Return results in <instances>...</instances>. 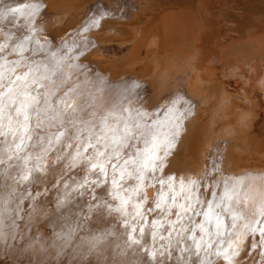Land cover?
<instances>
[{
  "label": "bare ground",
  "instance_id": "1",
  "mask_svg": "<svg viewBox=\"0 0 264 264\" xmlns=\"http://www.w3.org/2000/svg\"><path fill=\"white\" fill-rule=\"evenodd\" d=\"M168 12L177 17L174 28L164 26ZM251 16L248 0H0V75L13 66L12 82L1 80L0 86L8 82L22 100L23 82L16 77L25 69L30 75L31 67L27 91L38 98L73 67L72 81L78 83L56 87L55 111L41 104L39 113L31 114L30 123L41 129L20 150L23 117L14 111L12 93L0 96V132L7 129L0 135V264H264V158L243 156L238 121L246 102L255 109L260 105L264 19L254 30L246 22L244 28L251 31L238 39L246 48L222 43ZM232 65L247 73L237 93L243 102L214 86L217 75ZM34 87L35 93H47L34 95ZM63 91L67 99L60 102ZM87 108L96 115L85 116ZM220 110L233 118L218 120ZM53 115L56 119L50 120ZM177 123L180 134L163 168L157 162L155 171L146 169L141 184L134 178L139 164L124 162L139 160L137 153L149 154L151 133L145 125L162 139ZM125 125L131 147L117 145V157L111 141L123 137ZM252 125L263 132L259 120ZM58 129L65 133L59 143ZM93 141L96 147L85 151ZM98 162L105 164L106 179L91 167ZM29 185L33 195L25 193ZM257 194L262 201L249 214ZM121 199L128 203L117 213L112 209ZM188 201L195 210L187 208ZM188 209L193 227L183 226L177 235L178 217ZM97 224L103 228L91 231ZM252 237L256 244L261 237V246L249 253Z\"/></svg>",
  "mask_w": 264,
  "mask_h": 264
},
{
  "label": "snow or ice",
  "instance_id": "2",
  "mask_svg": "<svg viewBox=\"0 0 264 264\" xmlns=\"http://www.w3.org/2000/svg\"><path fill=\"white\" fill-rule=\"evenodd\" d=\"M12 13H15L18 11V9L16 8H12L9 10ZM37 11L36 7L33 6V12L32 14L34 15L35 12ZM2 47H0V51H2ZM27 77H28V72H25L23 76H17L16 79L19 81L23 82V91L20 93L23 96L22 100H17L16 94L13 92L12 88L8 89V93H12V95L9 96V99L12 102V105L14 107V111L16 112L17 116H22L23 117V134L20 137V143L17 145V150H20L21 148H23L24 146V141L25 139H31L30 136H28V133L31 131V127H30V120H31V114L32 113H39V109H40V105L44 104V105H48V98L47 96H40L38 98V96H33L31 95L28 91H27ZM33 83H35V81H33ZM133 88L137 87V85H133ZM63 95H66V93H62ZM5 95V93H0V96ZM53 103H55V100L57 99L56 94L53 93ZM172 109H169V111H171ZM53 111H55V109H53ZM74 111V110H73ZM69 116L71 115V113L68 114ZM50 120H54L56 119L55 115L49 117ZM178 119V118H177ZM105 127H107V125H105ZM140 125L137 124L135 125V128L137 130L140 129ZM9 129L11 130V117H9ZM145 129L147 132L151 133V144H150V149L146 150L149 152V154H140L137 153L138 155L141 156V158L139 160H134V159H129L126 160L124 163L125 164H139V168L135 170V179L139 180L141 182V184H143V180H144V171L146 169H148L149 167H151L152 171H155L157 168V162H159V166L162 169L163 165H164V160L165 158L169 155V150L174 147V139L175 137L179 136L180 134V126L179 124H175L173 125V130L163 134V138L161 139L160 136L152 131V129H149L147 127V125H145ZM58 134L55 135V141L57 143L60 142L61 137H63L65 135V133L63 131H59V129L57 130ZM130 129L127 125H125V131L123 134V137H116L113 136L112 138V146H113V155L119 157V152L116 151V146L119 145L122 148H128L131 147L130 144L127 143V141L129 139H131L132 137L129 135L130 133ZM0 135H3L2 132H0ZM97 141L99 143L100 141V137L97 138ZM49 143H51V141H49ZM69 147H72V145H69ZM96 146L93 144H87L85 146V151H87L88 149L91 148H95ZM107 147V145H106ZM162 151V155H159L158 153H160ZM212 151L211 149L209 150V155H212ZM81 155V153H77V156ZM98 156H104V152H97ZM11 159V158H10ZM91 159V158H89ZM0 163H3V161H0ZM93 170H98V172L100 174H102L105 179L107 178V171L105 168V164L104 163H93L91 165ZM116 165H112L113 171L115 172L116 170ZM213 167H215V165L213 164ZM37 171H41V169H37ZM126 174V169L121 170L120 172V179L123 180L124 176ZM127 175L129 177H133V173H127ZM31 177V173L24 175L22 177V179L24 181H29ZM174 178L170 177L169 181L171 182ZM93 183L95 184L96 182L93 181ZM192 184H195V181H191ZM112 184L116 185L117 187H119L116 179L112 180ZM181 188L183 189V181H181ZM135 191V189H134ZM227 195V194H226ZM113 199H117V197H113ZM161 199H163V197H161ZM223 199V198H222ZM95 202V201H94ZM128 202L127 200H123L121 199L120 202V206L116 207L115 209H112L113 211L120 213L124 210V205H126ZM104 207H108L111 208L110 205H104ZM137 209H139L140 205H136ZM161 207V205L159 203L156 204V208L159 209ZM211 208V205L209 206ZM139 215V212L137 213ZM262 216H264V212H262ZM235 219V218H234ZM153 224H155V222H153ZM125 226L127 227V221H125ZM220 226V221L218 219L217 221V228H219ZM141 233L144 232L143 228L138 229ZM133 233L135 231H137V229L133 228ZM261 235H264V229H261L260 231ZM129 239H132V234L129 235L128 237ZM133 243H140V241L138 240H134ZM197 247H199V245H197ZM153 256H155V253L152 254ZM217 255H220V253H217ZM233 255H238V253H233ZM225 259H228V256L225 254Z\"/></svg>",
  "mask_w": 264,
  "mask_h": 264
},
{
  "label": "rangeland",
  "instance_id": "3",
  "mask_svg": "<svg viewBox=\"0 0 264 264\" xmlns=\"http://www.w3.org/2000/svg\"><path fill=\"white\" fill-rule=\"evenodd\" d=\"M248 1L252 5V16L250 17V19L242 22V25L238 31H231L232 32V38H222L223 44H229L230 42H232L234 45V48H237V49H241L242 47L246 48L247 47L246 42L245 41L241 42L238 40L241 38V35L248 33V31L250 30V27H248V26H246L244 28L246 22L253 24V26H251V28H253V30H254L257 28V25H255L257 23V21H258V23H260L264 19V0H248ZM164 16H165L164 26L166 27L168 25L169 28H174V25H175L174 19H177V17L175 15H173L171 12H168ZM161 19H162V17H161ZM140 31H141V29H140ZM243 40H244V37H243ZM142 48H144V47L142 46ZM240 53H244V52L243 51L237 52V54H240ZM223 71L224 72H221L217 75L216 81L214 83L215 88H217L219 92L224 89V90H226V93L232 94L233 97H236L243 102L244 98L240 94H237V93H242L241 85L243 84L244 76H246L247 73L243 72L242 68H238L235 65L228 66L225 69L223 68ZM34 90H36L35 87L32 89V92H35ZM259 98H261L260 105L256 109L251 108L250 103L246 102L245 107H244L246 113L243 116L240 115V117L238 118V121L241 124V127L243 128V134L244 135H243V138L240 139V141H242L244 143L243 156L246 159L249 158L250 156H258V157L264 158V89L259 91ZM231 118H233V116L225 110L221 111V113L218 114V117H217V119L220 121L221 120L222 121H228ZM255 120L260 121V125L263 126L262 127L263 132L253 131L252 122ZM7 124H8V121H6L5 125L7 126ZM6 131H7V129L3 132V134H5ZM97 179H98V177H97ZM31 186L32 185H29V187L26 188L25 193L30 192ZM260 196L261 195L257 194L253 197L252 200L254 201V206L249 210V214H253L255 211L258 210L257 205L259 203H261V201H262V198ZM64 198H66V196L61 197L60 198L61 201L64 200ZM54 201H51V203H50L52 206H53L52 203ZM54 205L56 206V204H54ZM47 207L49 208V206H47ZM81 211L82 210L79 209V212H77L76 215L81 213ZM57 212L62 214L61 211H57ZM197 214H195V216H197ZM245 217L246 218L242 223H244V225L246 227L247 223H249V221H247L248 216H245ZM80 223H82V222H80ZM97 226H98L97 229H94L91 231H97L98 229L103 228V224L102 225L97 224ZM253 231L254 230L249 231V233L253 234ZM257 240H258V244H256L254 242L255 238L252 237V239L250 241V248L248 251L249 253H252L257 248L256 245L261 244V237H259ZM142 250H145V249L143 248ZM249 253L246 256H249ZM262 255H264V252ZM259 257H260V260H262L261 256H259Z\"/></svg>",
  "mask_w": 264,
  "mask_h": 264
},
{
  "label": "water",
  "instance_id": "4",
  "mask_svg": "<svg viewBox=\"0 0 264 264\" xmlns=\"http://www.w3.org/2000/svg\"><path fill=\"white\" fill-rule=\"evenodd\" d=\"M1 60H2V58H0V65H1ZM74 69H76L75 67H73ZM12 70H13V66L11 65L9 68H6L5 69V71H4V73L2 74V75H0V85H1V80L2 81H5L6 79L8 80V82H12L11 81V79H10V73L12 72ZM73 80V78H72V76H67V72L64 74V71L62 72V74H61V76H59V78H58V80H55L56 81V84L54 85V87H51L50 89H49V91H45L44 93L42 92L41 94H39V95H45L46 93H47V98H48V101L49 100H52V98H53V93H55L56 92V90H57V88L56 87H62L63 85H65V84H61L62 82H65L66 84H70V82H74V85H72V87L73 86H77V81H72ZM8 82L7 83H5L3 86H0V91L2 90L1 88H4L5 86V89L3 90V91H1L0 93H5V95H8L9 93H8V89L9 88H12V85H7L8 84ZM71 87V88H72ZM70 88V89H71ZM70 89H68L67 91H70ZM76 90H77V87H76ZM50 92H52L51 94H50ZM64 92V91H63ZM75 91H73L72 93H74ZM64 93H66V91L64 92ZM5 95H2L1 97H3V96H5ZM0 97V98H1ZM66 98V96L65 95H63V96H61L60 98H59V100L58 101H60V102H63V100ZM67 99V98H66ZM68 99H69V97H68ZM57 102V101H56ZM44 105V104H43ZM49 106V111L51 110V109H53L54 108V106H55V103H51V105L50 104H48V105H44V108H45V110H46V108ZM89 108H87L86 110H84V115L85 116H88V115H90L91 113H94V115H96V112L94 111V110H88ZM9 112H10V110H9ZM51 114V112L49 113V115ZM14 115V114H13ZM17 115V114H16ZM120 125V124H119ZM30 127H31V131L28 133V136H30V137H34V135H35V133H36V129H41V127H39V126H37V125H34V122H32V123H30ZM38 136V135H37ZM120 137V136H119ZM32 141V140H31ZM25 142V141H24ZM120 155H122V153L120 154ZM29 194H31V192H29Z\"/></svg>",
  "mask_w": 264,
  "mask_h": 264
}]
</instances>
